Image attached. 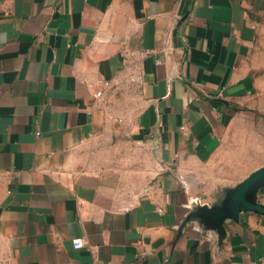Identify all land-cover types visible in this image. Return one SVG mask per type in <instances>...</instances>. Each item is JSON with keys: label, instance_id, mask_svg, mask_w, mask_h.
<instances>
[{"label": "crops", "instance_id": "crops-1", "mask_svg": "<svg viewBox=\"0 0 264 264\" xmlns=\"http://www.w3.org/2000/svg\"><path fill=\"white\" fill-rule=\"evenodd\" d=\"M263 16L0 0V264H264V215L192 214L264 165Z\"/></svg>", "mask_w": 264, "mask_h": 264}, {"label": "water", "instance_id": "water-1", "mask_svg": "<svg viewBox=\"0 0 264 264\" xmlns=\"http://www.w3.org/2000/svg\"><path fill=\"white\" fill-rule=\"evenodd\" d=\"M264 187V165L252 171L233 187H225L212 205L199 204L192 214L204 226L222 230L226 219L238 220L241 212L264 215V204L258 201V192Z\"/></svg>", "mask_w": 264, "mask_h": 264}, {"label": "rangeland", "instance_id": "rangeland-1", "mask_svg": "<svg viewBox=\"0 0 264 264\" xmlns=\"http://www.w3.org/2000/svg\"><path fill=\"white\" fill-rule=\"evenodd\" d=\"M258 49L259 52L262 54L263 62H264V16L261 21V31L259 36V42H258Z\"/></svg>", "mask_w": 264, "mask_h": 264}, {"label": "built area", "instance_id": "built-area-1", "mask_svg": "<svg viewBox=\"0 0 264 264\" xmlns=\"http://www.w3.org/2000/svg\"><path fill=\"white\" fill-rule=\"evenodd\" d=\"M101 92H97L96 95H100ZM83 245V240L81 238H77L73 240V247L74 248H80Z\"/></svg>", "mask_w": 264, "mask_h": 264}]
</instances>
